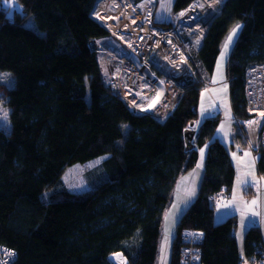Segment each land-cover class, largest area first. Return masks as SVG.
Returning <instances> with one entry per match:
<instances>
[{
	"label": "trees",
	"instance_id": "trees-1",
	"mask_svg": "<svg viewBox=\"0 0 264 264\" xmlns=\"http://www.w3.org/2000/svg\"><path fill=\"white\" fill-rule=\"evenodd\" d=\"M99 1L17 0L21 8L12 13L0 0V70L16 81L0 80V105L9 115L8 125L0 124V243L17 249L14 264H115V253L128 264H155L175 184L209 143L201 186L180 216L170 263L180 264L182 228H197L205 231L203 264H243L235 217H214L215 199L223 187L230 193L236 176L228 149L215 138L221 117L190 127L198 119L200 83L186 89L165 122L115 92L91 45L112 35L94 16ZM191 1L175 0L173 8ZM221 1L230 26L242 27L228 72L235 114L249 116L246 75L264 63V0ZM30 18L36 26L27 24ZM229 28L199 50L208 79ZM102 156L89 191L67 188L68 166ZM245 237L250 261L264 248L260 226Z\"/></svg>",
	"mask_w": 264,
	"mask_h": 264
},
{
	"label": "built area",
	"instance_id": "built-area-1",
	"mask_svg": "<svg viewBox=\"0 0 264 264\" xmlns=\"http://www.w3.org/2000/svg\"><path fill=\"white\" fill-rule=\"evenodd\" d=\"M107 1L98 2L94 16L123 45L112 58L116 68L110 86L134 109L165 122L188 88H183L181 83L194 77L202 86L212 85L200 72L195 53L200 52L207 38H213L211 27L226 16L221 0L219 13L222 19L213 20L207 7L199 0H193L175 10L170 23L156 20L157 0ZM225 19L228 23L231 21L228 15ZM247 71L245 93L250 115H235V124L254 155L264 159V63L251 65ZM160 86L164 89L162 98L150 106ZM260 181L259 192L264 195L261 170ZM230 196L223 187L221 197ZM204 238V230L182 228L180 264H203ZM16 257V248L0 243V264H14ZM249 259L250 264H264V248ZM114 261L115 264H128L121 253H115Z\"/></svg>",
	"mask_w": 264,
	"mask_h": 264
},
{
	"label": "crops",
	"instance_id": "crops-1",
	"mask_svg": "<svg viewBox=\"0 0 264 264\" xmlns=\"http://www.w3.org/2000/svg\"><path fill=\"white\" fill-rule=\"evenodd\" d=\"M157 14L158 10L156 12V15ZM156 20L158 23L168 21L162 19L159 14L156 16ZM230 29L233 31L236 29V26H231L227 31V35L221 46L222 51L217 58L215 69L209 77L212 85L202 87L200 100L198 102V119L194 122V125L190 127L198 130L201 123L209 118V116L219 115L221 117L215 133V138L222 141L226 149H228L230 160H232L236 171V176L230 191L231 196L224 199L222 197L215 199L216 208L214 217L216 222H222L227 218L235 217V236L238 241V248L240 249L243 264H250V261L248 262L246 259L245 236L251 227L260 226L261 234L264 239V195L259 192L261 184L258 165L259 159L254 155L253 150L246 145L244 139L238 134L239 131L235 124L236 114L232 105L228 65L229 56L242 27L240 25L229 42V37L232 34L230 33ZM224 42L228 50L227 52L224 50ZM194 138L192 140L193 143L196 144ZM208 149L209 143L199 147V157L196 166L178 178L176 189H174L172 193L174 199L172 198L173 201L171 200L172 203L170 202L166 210L169 213L172 208H178V213L174 217L176 227L180 221V216L189 208L197 197L204 176L205 161L209 152ZM175 192L182 201L184 200L182 194L184 192L187 193L184 202L175 198ZM254 200L257 201L256 204H252Z\"/></svg>",
	"mask_w": 264,
	"mask_h": 264
},
{
	"label": "rangeland",
	"instance_id": "rangeland-1",
	"mask_svg": "<svg viewBox=\"0 0 264 264\" xmlns=\"http://www.w3.org/2000/svg\"><path fill=\"white\" fill-rule=\"evenodd\" d=\"M175 0H157V8H158V14L162 19L168 20L164 21L162 23H170L173 19V3ZM5 4L10 7V10L12 13L15 12V10H20L21 5L17 2V0H4ZM98 4V3H97ZM96 8V7H95ZM224 13V12H223ZM157 14V15H158ZM156 15V16H157ZM226 17V16H225ZM224 17V20H222L220 23H216L214 26L211 27L210 32L213 37L216 35L217 32L225 30L227 28H231L230 21L228 23V19L226 20ZM27 24L36 26L33 18H30L27 21ZM107 28V27H106ZM108 29V28H107ZM109 30V29H108ZM229 30V29H228ZM233 30V29H232ZM231 31V29H230ZM236 32V31H235ZM230 35L231 38H233V31ZM97 44V56L99 57L100 65L102 66L103 70V77L105 78L106 82H110L112 78V74L115 71L116 66L112 62L113 56L121 49L123 48L121 41L112 33V35H106V37H102L96 42ZM225 46V42H224ZM225 52H227V47H224ZM198 51L195 53V57L197 61L199 62V70L200 72L204 73V66L198 59ZM114 68V70H113ZM205 74V73H204ZM0 80L9 82L10 86H13L15 84V79L13 78L10 71H2L0 70ZM164 89L160 86V90L158 94L155 96V98L152 101V104L150 106H153L157 101H159L162 98ZM8 110L7 107L4 104L0 105V124L2 126L8 125ZM127 125H124V130H127ZM107 156H102L99 158L91 159L88 162H78L73 165H70L67 167L66 172L63 175L64 183L66 184L67 188L72 190L75 193H83L90 190L91 184L93 181L96 180L94 177V173H97V168H99L100 163L106 159ZM177 186V184H175ZM176 189V187H175ZM186 192L182 194V197L184 196V200L186 198ZM178 194L175 192L174 196L177 199ZM174 199V198H173ZM182 201V199H180ZM184 200L182 202H184ZM173 201V200H172ZM172 203V202H171ZM168 209V208H167ZM166 209V210H167ZM165 211L163 215V224L161 226V235L159 238V249H158V255L156 258L155 264H171V256H172V246H173V238L177 234V227L175 226V215L178 213V208H172L169 213ZM166 213V214H165Z\"/></svg>",
	"mask_w": 264,
	"mask_h": 264
},
{
	"label": "bare ground",
	"instance_id": "bare-ground-1",
	"mask_svg": "<svg viewBox=\"0 0 264 264\" xmlns=\"http://www.w3.org/2000/svg\"><path fill=\"white\" fill-rule=\"evenodd\" d=\"M109 2L110 0L107 1V3ZM198 2L207 7V9L210 12V15L213 17V20L222 19L219 13L220 12L219 0H199ZM195 5L197 6L198 4L196 3Z\"/></svg>",
	"mask_w": 264,
	"mask_h": 264
},
{
	"label": "water",
	"instance_id": "water-1",
	"mask_svg": "<svg viewBox=\"0 0 264 264\" xmlns=\"http://www.w3.org/2000/svg\"><path fill=\"white\" fill-rule=\"evenodd\" d=\"M91 45L93 46V51H95L97 48L96 42H92ZM196 82H197V79H195L194 77H190L188 79V82L181 83V85L183 86V88H185V87H189L191 85H195ZM191 125H194V122H192Z\"/></svg>",
	"mask_w": 264,
	"mask_h": 264
},
{
	"label": "snow or ice",
	"instance_id": "snow-or-ice-1",
	"mask_svg": "<svg viewBox=\"0 0 264 264\" xmlns=\"http://www.w3.org/2000/svg\"><path fill=\"white\" fill-rule=\"evenodd\" d=\"M239 27H240V25H237V26H236V29L233 30V35L235 34V31L239 29ZM230 41H231V37H229V42H230ZM249 123L251 124V123H253V122L250 121ZM246 155H247V154H246ZM256 203H257V201H255V200L252 201V204H256ZM254 214H255V213H254Z\"/></svg>",
	"mask_w": 264,
	"mask_h": 264
}]
</instances>
